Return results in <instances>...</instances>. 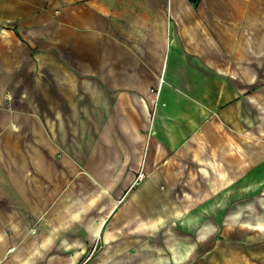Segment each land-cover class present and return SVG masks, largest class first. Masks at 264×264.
Wrapping results in <instances>:
<instances>
[{"label":"crops","instance_id":"0c3cea01","mask_svg":"<svg viewBox=\"0 0 264 264\" xmlns=\"http://www.w3.org/2000/svg\"><path fill=\"white\" fill-rule=\"evenodd\" d=\"M239 101L255 127L264 0H0V264H77L85 252V264H206L223 219L264 264V240L247 239L264 238V135L212 128L222 112L237 121ZM195 140L203 159L182 217L155 208L147 187L132 215L107 194L126 156L133 173L165 172L153 158ZM95 173L109 192L79 197Z\"/></svg>","mask_w":264,"mask_h":264},{"label":"rangeland","instance_id":"374dc122","mask_svg":"<svg viewBox=\"0 0 264 264\" xmlns=\"http://www.w3.org/2000/svg\"><path fill=\"white\" fill-rule=\"evenodd\" d=\"M244 97L243 95L239 96V99H242ZM246 107V104L244 101H239L237 104L239 116L237 121L232 120V125H230L228 122H230V117L233 118V115L230 113H224L222 112L221 114V120L219 117L216 116L214 121H217L219 124L213 125V131L215 130L216 132L220 133L221 135H225L226 132L229 133L230 131V126L232 128H236V130L239 133H248L252 134L253 136L256 137V133H261L264 135V121L263 119H259V122H255V127H249V129H246L242 124H241V117L240 113L243 111V109ZM153 112L152 111V117H153ZM261 110L259 111V113ZM254 113V112H253ZM254 117H256V114H252ZM263 121V122H262ZM227 122V123H226ZM254 133V134H253ZM251 140V139H250ZM255 140V139H254ZM252 141V140H251ZM259 140H255L254 143H259ZM225 142H223L224 145ZM144 145V142L142 143ZM198 142L195 140L193 143L189 144L184 141L182 148H185L184 150H181L176 153V156H169V157H160V158H153L152 164L155 166H166L168 169L165 172H155V173H150V172H144L142 170L138 172H131L129 171V165L130 163L135 159L131 158V156H126L123 160V163L126 166V169L128 168V171L124 172H117V171H112L109 172L108 176L110 177V181H115L114 186H117V181L120 185V187H112L110 188V192L106 190L108 195L113 196L116 200L122 201L123 210L122 212L126 214H134L135 210L131 207L130 205V200L133 196V191L136 190L139 192L140 190L143 189V187H147L146 191L151 194V191L154 193L153 195V202L159 204V205H154L156 207H161L164 211L166 210L168 214L171 216L174 214L175 217H177L178 214H181L182 217V209L186 207L187 205L184 200V198L181 196L182 190L187 189V185L184 187V184H187L189 180H198V175H197V169L200 165V161L203 159L199 156L198 154ZM84 159V158H81ZM99 160L101 158H98ZM117 157H110L107 158L108 161H110V164L114 163L117 160ZM145 156L141 157L142 162H144ZM114 160V161H113ZM90 162L92 163L95 168L99 167L98 160L97 158H91ZM115 169L117 166L114 167ZM107 175V174H106ZM94 177H96V183L93 186V188H84L79 189V197H93L96 199H100L103 194L101 192H104L102 180L100 177V174H93ZM87 179L86 177L79 178L80 180H85ZM88 180V179H87ZM82 186V185H81ZM177 189H176V188ZM171 189V191L174 194L170 195H165L166 190ZM173 189V190H172ZM163 194V197L159 196V193ZM168 192V191H167ZM82 199V198H81ZM91 199V198H90ZM153 206V207H154ZM63 208H66V206H62ZM74 207V206H73ZM76 209L79 211L81 208H83L82 204H79L75 206ZM116 207V205L114 206ZM147 208H150V206H146ZM227 204L223 206V217L224 213L227 210ZM196 209H200L199 207H196ZM226 209V210H225ZM229 209V208H228ZM112 211V210H111ZM97 212V211H96ZM80 213V212H79ZM89 213V212H88ZM173 216V215H172ZM129 220V221H128ZM132 219L127 217L126 220V227H130L132 225ZM162 223V222H161ZM225 220L223 219L221 222V229L217 231V233L210 238V246L209 243H206L207 246L211 248L210 252L204 253V257L202 258L203 261L206 264H261V258L257 253H254L252 256H249V253H246L245 250L240 249L238 245H246L247 242L245 240H234L229 236L227 233L229 230L225 229ZM57 224H61V222H57ZM125 224V222H124ZM179 227L181 228L182 225H180L178 221ZM107 229L112 228V223L107 225ZM155 229H159L156 227ZM227 231V232H226ZM246 239V238H244ZM250 243L252 244H261L264 238L259 237L256 238V236H251L247 238ZM248 242V243H249ZM213 244H215V247L213 248ZM212 246V247H211ZM102 244L101 241H97L95 243L93 252H96L97 250H101ZM97 248V250H96ZM209 249V248H208ZM207 249V250H208ZM92 250V249H91ZM90 250V251H91ZM132 250V249H131ZM91 252V253H93ZM50 255V254H49ZM90 255V252H85L83 253V257L80 258V260L77 262V264H85L86 259Z\"/></svg>","mask_w":264,"mask_h":264},{"label":"trees","instance_id":"16d2710c","mask_svg":"<svg viewBox=\"0 0 264 264\" xmlns=\"http://www.w3.org/2000/svg\"><path fill=\"white\" fill-rule=\"evenodd\" d=\"M200 1L201 0H189V2L195 7H197L199 5Z\"/></svg>","mask_w":264,"mask_h":264}]
</instances>
